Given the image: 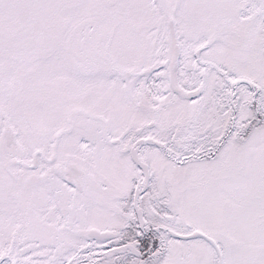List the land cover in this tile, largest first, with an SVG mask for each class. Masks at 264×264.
I'll return each instance as SVG.
<instances>
[{
	"label": "snow or ice",
	"instance_id": "1",
	"mask_svg": "<svg viewBox=\"0 0 264 264\" xmlns=\"http://www.w3.org/2000/svg\"><path fill=\"white\" fill-rule=\"evenodd\" d=\"M0 264H264V0H0Z\"/></svg>",
	"mask_w": 264,
	"mask_h": 264
}]
</instances>
